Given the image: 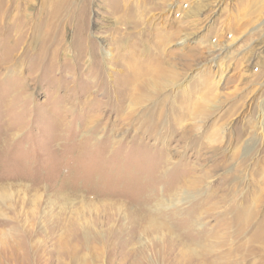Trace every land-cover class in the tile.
Here are the masks:
<instances>
[{
    "label": "rangeland",
    "instance_id": "1",
    "mask_svg": "<svg viewBox=\"0 0 264 264\" xmlns=\"http://www.w3.org/2000/svg\"><path fill=\"white\" fill-rule=\"evenodd\" d=\"M259 189L264 0H0V264H264Z\"/></svg>",
    "mask_w": 264,
    "mask_h": 264
},
{
    "label": "bare ground",
    "instance_id": "2",
    "mask_svg": "<svg viewBox=\"0 0 264 264\" xmlns=\"http://www.w3.org/2000/svg\"><path fill=\"white\" fill-rule=\"evenodd\" d=\"M15 41H17V40H15ZM154 48L157 50V53H155L157 55L151 61V63L149 65H144V64L141 65V63H139V65H141V68H138L137 66H130L129 64L125 65L130 70L127 74L124 75V80L127 83L126 86H127L128 89L132 90L134 87H136L140 83H144L145 84V83L152 82V83H158L160 86H163V85H166L167 82H169V81L172 82L173 81V79H174L173 77H174L175 73L173 71L172 65H170V64L166 65L165 62L161 59V52H160V50H159L157 45H154ZM40 56H41V54H40ZM100 70H101V68H100ZM259 190H260V192H259L260 197L264 196V191H263L264 189H259ZM245 213L246 212L244 211V209H239L237 211V215H238L237 218L241 221L242 219H244V214ZM258 224H257L256 231L252 235V240L264 242V227H263V225L259 224L260 225L259 226Z\"/></svg>",
    "mask_w": 264,
    "mask_h": 264
}]
</instances>
